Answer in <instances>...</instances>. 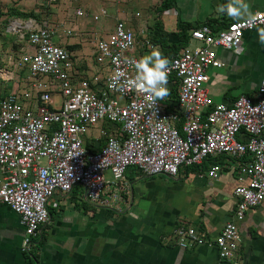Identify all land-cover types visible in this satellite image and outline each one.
Here are the masks:
<instances>
[{
  "label": "built area",
  "instance_id": "1",
  "mask_svg": "<svg viewBox=\"0 0 264 264\" xmlns=\"http://www.w3.org/2000/svg\"><path fill=\"white\" fill-rule=\"evenodd\" d=\"M104 14L101 9L93 19ZM253 16L218 30L208 23L190 29L196 44L168 59V94L155 100L133 82L140 58L128 52L137 46L136 33L123 21L94 42L102 72L82 78L73 75L71 54L47 23H3L25 41L18 65L27 72V88L0 99V203L19 216L23 252L49 221V206H57L59 195L80 188L97 203L107 190L119 193L129 167L144 176L174 177L181 167L210 161L207 175L218 178L223 158L236 169L234 220L264 200V76L231 104L216 102L206 86L209 71L223 66L217 49L239 53L243 32L264 25V10ZM145 29L138 30L141 45L151 50L154 29ZM63 32L70 36L72 29ZM101 122L115 128L99 126L102 144L88 149L84 137ZM234 220L224 223L214 242L221 259L237 264L241 237ZM175 235L182 248L200 241L191 226H178Z\"/></svg>",
  "mask_w": 264,
  "mask_h": 264
},
{
  "label": "crops",
  "instance_id": "2",
  "mask_svg": "<svg viewBox=\"0 0 264 264\" xmlns=\"http://www.w3.org/2000/svg\"><path fill=\"white\" fill-rule=\"evenodd\" d=\"M30 1L0 0V99L11 92L21 93L28 85L27 72L18 65L24 43L22 44L18 33L7 31L3 23L7 24L12 20L21 22L24 19L16 13L29 11L35 12L41 19V24L47 23L41 18L44 9L39 3L43 0ZM177 1L161 16L177 14L175 23L180 19L179 22L189 23L193 28L209 21L214 30L238 20L219 10L230 3L236 4L237 0H179L183 7ZM108 2L60 0V3L51 5L54 7V19L63 21L66 17L71 18L68 26L72 33L74 30L79 31L73 21L76 19L75 11L68 14L64 7L79 5L84 8V14L89 11L93 15L105 9L113 21L110 31L117 20L123 21L135 31L137 46L133 50L134 56L142 59L153 51L161 53L159 45H154L151 50L141 45L143 38L139 36L138 30L143 28L141 26L146 24V20L136 19V13L134 16L129 14V5L126 7L127 13H116V6H111ZM243 2L248 4L252 14L264 10V0ZM56 6L58 7L55 8ZM115 15L118 17L114 21ZM170 19L167 21L169 24L173 21ZM162 25L165 26L164 22ZM177 25H174L171 32L164 31L162 27L164 33L169 34L167 40L171 36L177 38ZM82 28H90L92 33L96 32L87 23ZM260 28H264V25H257L243 32L239 53L217 49L223 66L211 69L206 83L216 102L231 104L239 95L254 90L264 76V43L259 39ZM6 31L12 34L11 38L5 35ZM187 33L189 36V31ZM63 34L62 37L54 36L60 45L78 43L75 38V42L70 39L71 35ZM195 44L188 37L184 48ZM81 47L75 50L79 57L83 55ZM93 50L90 62H82L78 58L76 66L75 54L73 56V51L70 52L73 75L76 78L102 72L103 68L94 61ZM77 66L82 68L78 69ZM242 81L247 82L243 91L226 94L228 89L235 88ZM106 123L101 122L89 129L84 137L88 149L102 144L103 139L97 138L98 127H104ZM114 128L108 123L105 129ZM221 162L223 169L218 178L207 175L210 161H205L201 166L181 167L179 174L174 177L161 174L144 176L135 167H129L119 193L107 190L100 201L94 204L86 200L80 188L59 195L57 206H49V221L32 239L30 251L37 257L36 264H235L219 257L214 242L224 223L234 220L236 207L233 195L237 185L235 164L223 158ZM105 177L111 180L110 173L107 172ZM114 193H117L116 198H113ZM234 221L241 237L237 264H264V200L256 207L247 209L242 220ZM180 225L194 227L200 241L191 247H179L175 229ZM23 235L19 216L0 203V264H29L27 252L21 250Z\"/></svg>",
  "mask_w": 264,
  "mask_h": 264
},
{
  "label": "rangeland",
  "instance_id": "3",
  "mask_svg": "<svg viewBox=\"0 0 264 264\" xmlns=\"http://www.w3.org/2000/svg\"><path fill=\"white\" fill-rule=\"evenodd\" d=\"M33 1L36 2V0H31L30 2H33ZM90 1L96 2V0H90ZM108 1H109L108 3H110L111 6H113V5L116 6V8H115L116 13H122V14L127 13L128 11H127L126 7H127V5H129V7H128L129 14H132L134 16V13H136V15H137V17H135L136 19L143 20V21L146 20V24L142 25L141 27L146 28L145 30L148 32L150 31V27L152 30L159 25H160V27H163L162 22H164V24H165V26L163 27L164 31L171 32V29L174 28V25H177V22L180 21V19H178V21L175 23L177 14H174V16H168V15H162L161 16V14L164 12H160V10L157 8L159 3L161 2V0H108ZM56 2L60 3V0H55L52 2L49 0H43L42 3H39V2L38 3L44 9L43 10V12H44L43 17H41L42 20L47 22V24L49 25V28L52 30L53 35H58V37L59 36L62 37V36H64L63 31L67 28H70V26H68L69 25L68 20H70L71 18L66 17L63 21H59L58 19L57 20L54 19L55 14L52 11V9L54 7H52L51 4H53V3L56 4ZM99 3H100V1H99ZM177 3L180 7H183V3L181 1L178 0ZM57 7L58 6H56L55 8H57ZM62 7H63V5H62ZM64 8L68 14H70V11H71V13L72 12L74 13V11L76 9H79V8L82 11L84 9L83 7L81 8L79 5H77L75 7L73 6L72 8H69V7L68 8L64 7ZM97 13L99 14L100 11H98ZM92 15L93 14L91 12L86 11L85 14H83L81 16L76 15V19L73 20L74 24L77 25L79 28V31L74 30L70 36V39L72 38V40L74 41V38H75V40H77V42H78V43H71L73 47H72V49L70 48L71 49L70 51L71 52L73 51V56L75 54V56H74L75 66H76V63H78V58H81V60H83L82 62H86V61L90 62L91 52L93 50L95 40L101 36L108 35V33L111 29L113 21H112V18L110 16L109 12H107L106 15H100L98 17V19H96V20L93 19ZM117 17L118 16L113 18L114 21L117 19ZM169 19L171 21L173 20L171 23L173 25L167 23V21ZM86 23L88 24L89 27L92 26L96 32L92 33L90 28L89 29L82 28L84 26V24H86ZM112 29H113V27H112ZM4 33L9 38L12 37L11 33H8L7 31ZM168 35H166V37H168ZM137 36H138V34H137ZM139 36L142 38V36L140 34H139ZM70 39H67V40L70 41ZM167 41H169V43H171V44L177 43V38L175 36H171L169 38V40H167ZM23 43L25 45V41L22 42V44ZM79 46L80 47L82 46L81 48H83L82 57H79V55H77L76 54L77 52L75 51L77 49V47H79ZM128 54L129 55H135L134 51L128 52ZM79 63H80V61H79ZM77 68L79 69L82 67L77 66ZM245 85H247V82L242 81L235 88L228 89L226 91V94L231 93L233 91L241 92L244 90L243 87H245Z\"/></svg>",
  "mask_w": 264,
  "mask_h": 264
},
{
  "label": "clouds",
  "instance_id": "4",
  "mask_svg": "<svg viewBox=\"0 0 264 264\" xmlns=\"http://www.w3.org/2000/svg\"><path fill=\"white\" fill-rule=\"evenodd\" d=\"M226 12L230 17L240 19L248 17L254 19L247 3L243 0H237L236 4H228L219 9ZM259 39L264 43V28L258 29ZM137 69V75L133 81L137 89L149 90L153 93V99H162L168 94L166 87L168 81V73L166 71L168 59L159 51H153L149 55L143 57L139 61H134Z\"/></svg>",
  "mask_w": 264,
  "mask_h": 264
},
{
  "label": "trees",
  "instance_id": "5",
  "mask_svg": "<svg viewBox=\"0 0 264 264\" xmlns=\"http://www.w3.org/2000/svg\"><path fill=\"white\" fill-rule=\"evenodd\" d=\"M174 1L175 0H161L157 8L160 10V12H164L167 9L172 7V5L174 4ZM16 15H18V17H20L21 19H34L37 23L42 22L41 19L35 14L34 11L22 12V13L18 12L16 13ZM206 23H208L211 26L209 21H207ZM192 28L193 26L189 23L179 22L177 25V32H176L177 43L171 44L166 39L167 34L164 33L163 28L160 27L159 25L154 28V35L151 38V41L154 45H159L161 47V53L163 54V56L169 59L171 56L175 55L176 53H178L180 50H182L185 47V45L187 44L188 37H189L187 32ZM63 46L69 52H71L70 50L73 47L72 44H69V45L65 44ZM107 126H108V123H106L104 127L107 128ZM27 258L29 259L28 260L29 264H36L37 257L33 253V251H29L27 253Z\"/></svg>",
  "mask_w": 264,
  "mask_h": 264
}]
</instances>
